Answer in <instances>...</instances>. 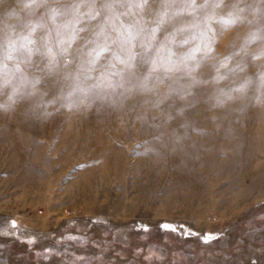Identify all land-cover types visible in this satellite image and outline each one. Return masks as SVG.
<instances>
[{
	"label": "clouds",
	"instance_id": "clouds-1",
	"mask_svg": "<svg viewBox=\"0 0 264 264\" xmlns=\"http://www.w3.org/2000/svg\"><path fill=\"white\" fill-rule=\"evenodd\" d=\"M97 111L162 168L226 155L264 126V0H0V118Z\"/></svg>",
	"mask_w": 264,
	"mask_h": 264
},
{
	"label": "rangeland",
	"instance_id": "rangeland-1",
	"mask_svg": "<svg viewBox=\"0 0 264 264\" xmlns=\"http://www.w3.org/2000/svg\"><path fill=\"white\" fill-rule=\"evenodd\" d=\"M146 132L0 118V264H264V126L191 170L144 159Z\"/></svg>",
	"mask_w": 264,
	"mask_h": 264
},
{
	"label": "snow or ice",
	"instance_id": "snow-or-ice-1",
	"mask_svg": "<svg viewBox=\"0 0 264 264\" xmlns=\"http://www.w3.org/2000/svg\"><path fill=\"white\" fill-rule=\"evenodd\" d=\"M165 228H166V229H168V226H167V225H165Z\"/></svg>",
	"mask_w": 264,
	"mask_h": 264
}]
</instances>
